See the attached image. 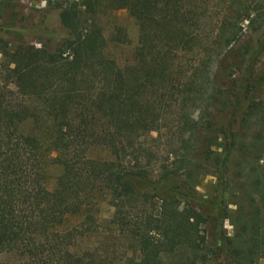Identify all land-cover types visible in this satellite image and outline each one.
Here are the masks:
<instances>
[{
    "label": "trees",
    "instance_id": "trees-1",
    "mask_svg": "<svg viewBox=\"0 0 264 264\" xmlns=\"http://www.w3.org/2000/svg\"><path fill=\"white\" fill-rule=\"evenodd\" d=\"M17 1L0 0V17H13ZM199 2L59 0L48 4L37 47L0 45V73L7 72L0 85V254L13 253L16 264H104L97 252L70 247L75 225L64 219L75 210L91 224L82 204L98 187L115 207L110 221L136 246L138 260L125 264H166L163 257L176 249L184 257L174 264H205L212 252L223 264H264V69L256 68L264 54V18L256 22L246 6L235 11L228 37L239 39L243 21L250 35L214 54L200 42L190 44L196 40L192 28H201ZM101 7L124 8L134 17L139 44L132 65L121 67L105 54ZM176 51L196 54L182 90L175 89L185 93L178 104L202 103L194 116L179 107V145L151 178L136 139L157 129L155 93L180 85L168 71ZM197 71L204 74L199 80ZM13 76L21 79L15 92L6 87ZM204 138L196 162L192 152ZM217 138L220 149H211L209 141ZM92 144L113 158H88ZM53 152L65 158L49 189L44 166L54 164ZM204 174L214 177L210 196L195 192ZM125 199L155 202L128 219L119 209ZM181 204L198 209L207 241L183 219ZM225 219L230 235L222 230Z\"/></svg>",
    "mask_w": 264,
    "mask_h": 264
},
{
    "label": "rangeland",
    "instance_id": "rangeland-1",
    "mask_svg": "<svg viewBox=\"0 0 264 264\" xmlns=\"http://www.w3.org/2000/svg\"><path fill=\"white\" fill-rule=\"evenodd\" d=\"M32 4L37 6H30L27 10H23V6L17 1L14 16L4 14V17H0V45L7 42V45H13L18 41L33 44L38 46V37L43 39V31L40 22L43 16L49 12L47 8L55 1L59 0H44V6L41 1L43 0H30ZM61 1V0H60ZM201 5L203 3V9L200 10V26L201 28H192V35L196 40L190 44L201 43L202 47H209L214 54L222 52L226 45L245 42L250 35V29L245 26V22H241L237 27L240 28L242 35L236 42L235 35L228 37L227 24L230 21V17L235 15V11H242L243 7H247L251 11L252 15L256 18V22L260 21L259 18H264V0H200ZM41 5V6H39ZM53 11V10H50ZM202 12V13H201ZM98 24L101 28V33L104 38L105 46L104 52L112 58L119 66L132 65L134 62V51L138 43V31L137 23L132 15H130L124 8H105L101 7L97 13ZM202 22V23H201ZM6 24L7 26H4ZM3 25L4 28H1ZM226 29V30H225ZM189 32L190 29H187ZM238 30L235 31V33ZM234 33V34H235ZM228 37V38H227ZM174 38H171L168 42L173 44ZM197 53V52H196ZM212 54V57L214 56ZM196 57L193 51H176L171 60V66L168 68L170 71V78L174 80V84H180L178 88L171 86L165 88L164 91L155 93V97L158 99V104L155 107L158 109L157 129L150 132L139 134L136 141L140 142L141 147L146 150L141 154V163L146 167L149 177L154 178L159 170V165L166 158V152L171 153V150L176 149L179 145V128H178V115L180 106L183 110L191 108V115H195L201 105L196 93H192V97H196L198 100L196 104L192 105L187 102V106L183 103L178 104V98L181 94L177 90H182L181 86L184 81L187 80V76L190 75V67ZM2 56L0 53V62ZM256 68L258 70L264 69V54L260 57ZM6 71L2 70L0 73V85H4L3 82ZM203 72L197 71L195 76L197 80L203 77ZM6 87L15 92L21 85V79L19 76H13L6 81ZM173 94V96L171 95ZM163 95V96H162ZM162 96V97H161ZM161 97V98H160ZM180 99V98H179ZM168 103V105H166ZM224 116L223 113H221ZM220 114V115H221ZM226 117H223L222 121L225 122ZM26 125V124H25ZM24 125V127H25ZM23 127V128H24ZM203 136H201L202 138ZM203 139V138H202ZM208 139V138H207ZM199 143L195 151L192 152L194 161L198 162L201 159L199 150L200 146L204 145ZM210 148L214 150L220 149V139L209 141ZM148 153V155L145 154ZM86 156L90 159L104 160L113 158L106 147L101 144H92L86 151ZM52 157H55L54 164L45 165V172L48 175V179L45 183L47 188H53L56 176L60 173L61 161L65 156L59 152H53ZM171 158L167 159L169 161ZM198 171V170H197ZM214 177L211 174H204L199 177L197 185L195 186V192L200 196H210L213 191ZM155 199L151 201L141 202L133 199H125L120 209V213L125 218L134 217L139 218L140 211H148L154 204ZM83 207L88 209L90 213V220H93L91 224L82 223L83 215L75 210H69L65 216V225H75V230L72 232L74 235L72 244L70 247L74 251L79 253L85 251L97 252L104 259V264H125L129 259L133 262L138 260V252L131 237L125 233L124 229H120L119 225L112 223V218L115 207L109 201V195L107 192L101 191L99 193L98 187L94 188L89 197L84 200ZM230 207V205H228ZM179 209L183 219L189 222L195 223L200 229V235L204 236V231L207 226L202 219L201 214L195 207L186 205H180ZM139 215V216H138ZM88 220V219H86ZM84 222V221H83ZM222 230L226 235L232 233V226L228 220H224L222 223ZM264 235V215L263 225L261 229ZM207 241V240H206ZM184 250L176 249L173 253L165 255L163 261L166 264H174L181 260L184 256ZM0 261L5 264H16V256L11 254H0ZM205 264H223L222 259L218 253H211L206 256Z\"/></svg>",
    "mask_w": 264,
    "mask_h": 264
},
{
    "label": "built area",
    "instance_id": "built-area-1",
    "mask_svg": "<svg viewBox=\"0 0 264 264\" xmlns=\"http://www.w3.org/2000/svg\"><path fill=\"white\" fill-rule=\"evenodd\" d=\"M18 2L23 6V10H27L30 6H37V4L36 5L32 4L30 0H18ZM40 4L44 6V0L41 1Z\"/></svg>",
    "mask_w": 264,
    "mask_h": 264
}]
</instances>
